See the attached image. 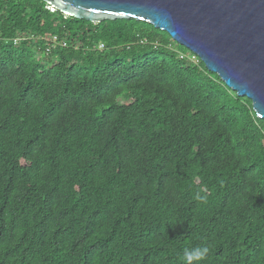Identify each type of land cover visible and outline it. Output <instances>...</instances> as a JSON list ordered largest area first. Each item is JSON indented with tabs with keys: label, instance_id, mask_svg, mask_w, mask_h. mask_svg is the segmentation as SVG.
<instances>
[{
	"label": "trees",
	"instance_id": "obj_1",
	"mask_svg": "<svg viewBox=\"0 0 264 264\" xmlns=\"http://www.w3.org/2000/svg\"><path fill=\"white\" fill-rule=\"evenodd\" d=\"M48 5L0 0V264H264L252 100L149 22Z\"/></svg>",
	"mask_w": 264,
	"mask_h": 264
},
{
	"label": "water",
	"instance_id": "obj_2",
	"mask_svg": "<svg viewBox=\"0 0 264 264\" xmlns=\"http://www.w3.org/2000/svg\"><path fill=\"white\" fill-rule=\"evenodd\" d=\"M99 23L143 20L197 54L264 118V0H43Z\"/></svg>",
	"mask_w": 264,
	"mask_h": 264
},
{
	"label": "clouds",
	"instance_id": "obj_3",
	"mask_svg": "<svg viewBox=\"0 0 264 264\" xmlns=\"http://www.w3.org/2000/svg\"><path fill=\"white\" fill-rule=\"evenodd\" d=\"M196 198L202 202H207L206 195H200L199 192L197 193ZM209 251L210 248L208 246H197L195 248L185 249L183 252V260L185 261V264H193V262L202 261L207 257Z\"/></svg>",
	"mask_w": 264,
	"mask_h": 264
},
{
	"label": "built area",
	"instance_id": "obj_4",
	"mask_svg": "<svg viewBox=\"0 0 264 264\" xmlns=\"http://www.w3.org/2000/svg\"><path fill=\"white\" fill-rule=\"evenodd\" d=\"M48 9H50L51 11H55L56 8L53 6V5H48L47 6ZM16 44L20 42V38H16L15 41H14ZM46 49H45V54L46 55H49L54 48L56 47H63V48H67L69 47V44H68V41L65 40V39H61L59 38V36L57 35H54L48 39H46ZM100 49H104L105 48V45L104 44H100L99 46ZM182 57H184V55H182ZM192 60H196L197 61V58L195 56H192L191 57Z\"/></svg>",
	"mask_w": 264,
	"mask_h": 264
}]
</instances>
